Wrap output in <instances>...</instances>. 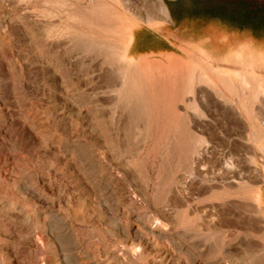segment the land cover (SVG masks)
<instances>
[{
  "label": "rangeland",
  "instance_id": "rangeland-1",
  "mask_svg": "<svg viewBox=\"0 0 264 264\" xmlns=\"http://www.w3.org/2000/svg\"><path fill=\"white\" fill-rule=\"evenodd\" d=\"M210 1L264 8V0ZM184 2L193 9L194 0ZM132 3L154 11L167 5ZM51 8L47 0H0V264L264 263V209L250 194L215 195L225 178L210 175L190 188L185 179L195 154L166 181L164 152H152L155 139L137 148L144 118H134L132 96L129 107L123 104L122 63L107 60L96 41L52 36L49 27L59 19L47 14ZM189 18L164 22L177 29L174 55L134 57L146 71L175 66L187 83L205 72L200 51L228 72L232 64L224 60L235 49L264 52V39L248 31L213 23L197 29ZM192 99L184 93L176 110L162 112L196 118ZM160 197L168 219L156 211Z\"/></svg>",
  "mask_w": 264,
  "mask_h": 264
},
{
  "label": "bare ground",
  "instance_id": "bare-ground-1",
  "mask_svg": "<svg viewBox=\"0 0 264 264\" xmlns=\"http://www.w3.org/2000/svg\"><path fill=\"white\" fill-rule=\"evenodd\" d=\"M132 1L91 0L84 6L76 0H47L52 6L47 14L59 19L57 24H50V34L71 32L91 44L96 41L100 53L109 54L107 60L122 63L123 83L118 90L123 104L128 105L132 96L136 109L134 118H144L137 148L140 150L149 138L155 139L151 143L152 152H164L162 173L166 181L173 180L180 170H186L195 154L197 162L191 167V179H185L190 188H201L212 177L210 175L225 178L228 183L215 195L250 194L256 205L264 209V52L246 53L243 48L235 49L230 58L223 59L232 64L228 72L223 64L222 68L215 66L213 56L200 51L198 66L205 72L198 81L194 75L188 76L187 83H181L175 66L167 73L160 69L148 72L128 54L133 29L141 23L160 27L171 19L165 4L156 11L153 8L142 10ZM195 70L196 67L192 69ZM184 93L193 94L194 99L189 104L198 111L196 118L185 114L187 111H182L184 114L162 112L176 110L175 104ZM158 125L163 127H153ZM132 126L135 124L127 123L128 129ZM149 157L147 154L145 162ZM243 183L246 185L242 186ZM163 201V197L157 198L156 211L168 219ZM212 209L210 206V215L214 214ZM143 254L145 252L140 253Z\"/></svg>",
  "mask_w": 264,
  "mask_h": 264
},
{
  "label": "trees",
  "instance_id": "trees-1",
  "mask_svg": "<svg viewBox=\"0 0 264 264\" xmlns=\"http://www.w3.org/2000/svg\"><path fill=\"white\" fill-rule=\"evenodd\" d=\"M168 7L174 10L178 23L187 24L189 17L195 28H203L210 23L227 26L231 29L250 32L256 39H264V8H252L248 3L224 5L210 0H194L193 9L189 11L184 0L171 2L165 0ZM190 12V13H189ZM173 13V12H172ZM176 23V22H175Z\"/></svg>",
  "mask_w": 264,
  "mask_h": 264
},
{
  "label": "crops",
  "instance_id": "crops-1",
  "mask_svg": "<svg viewBox=\"0 0 264 264\" xmlns=\"http://www.w3.org/2000/svg\"><path fill=\"white\" fill-rule=\"evenodd\" d=\"M169 1L175 3L179 0ZM168 12L173 19L174 10L172 11L168 7ZM176 31L177 29H173L172 32L165 29L164 23L160 27H153L145 23L139 24L133 29V38L128 48V54L132 57L174 55L177 48L174 42L176 40L174 32Z\"/></svg>",
  "mask_w": 264,
  "mask_h": 264
},
{
  "label": "water",
  "instance_id": "water-1",
  "mask_svg": "<svg viewBox=\"0 0 264 264\" xmlns=\"http://www.w3.org/2000/svg\"><path fill=\"white\" fill-rule=\"evenodd\" d=\"M166 7H167V5H166ZM167 9H168V7H167ZM170 15V14H169ZM170 19H171V16H170ZM172 20V19H171Z\"/></svg>",
  "mask_w": 264,
  "mask_h": 264
}]
</instances>
